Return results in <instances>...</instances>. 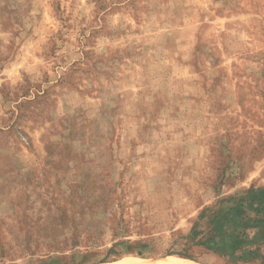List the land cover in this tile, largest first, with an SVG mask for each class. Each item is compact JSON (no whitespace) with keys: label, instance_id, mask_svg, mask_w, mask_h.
<instances>
[{"label":"rangeland","instance_id":"374dc122","mask_svg":"<svg viewBox=\"0 0 264 264\" xmlns=\"http://www.w3.org/2000/svg\"><path fill=\"white\" fill-rule=\"evenodd\" d=\"M258 189L264 0H0V264H264Z\"/></svg>","mask_w":264,"mask_h":264},{"label":"trees","instance_id":"16d2710c","mask_svg":"<svg viewBox=\"0 0 264 264\" xmlns=\"http://www.w3.org/2000/svg\"><path fill=\"white\" fill-rule=\"evenodd\" d=\"M242 206V203H240ZM247 210L252 213L254 219L239 217L234 207H230L224 214L226 226L215 227V233L206 242H199V246H207L208 249L219 252L212 246L223 245L225 252L241 254L243 262L254 260L252 247L264 243V190L252 191L248 195ZM238 224V226H236ZM234 225L237 227L235 229ZM227 240V241H226Z\"/></svg>","mask_w":264,"mask_h":264},{"label":"crops","instance_id":"0c3cea01","mask_svg":"<svg viewBox=\"0 0 264 264\" xmlns=\"http://www.w3.org/2000/svg\"><path fill=\"white\" fill-rule=\"evenodd\" d=\"M48 256H49V258H51V256L52 257H54L53 259H52V263H59L61 260L58 258V256L57 255H54V254H48ZM128 257H132V256H128ZM128 257H124V258H121V259H117V260H115V261H113V262H109V263H104V262H101V263H99V264H113V263H117V262H120L121 260H123V259H125V258H128ZM66 259L68 258V256L67 257H65ZM65 258H63V259H65ZM70 260H74L73 258H74V255H70ZM62 259V260H63ZM196 263V262H195ZM30 264H40V263H37V262H34L33 261V263H30ZM69 264H73V263H69ZM197 264V263H196Z\"/></svg>","mask_w":264,"mask_h":264},{"label":"bare ground","instance_id":"6f19581e","mask_svg":"<svg viewBox=\"0 0 264 264\" xmlns=\"http://www.w3.org/2000/svg\"><path fill=\"white\" fill-rule=\"evenodd\" d=\"M162 264H187V263L182 262V261L167 260V261L163 262Z\"/></svg>","mask_w":264,"mask_h":264}]
</instances>
